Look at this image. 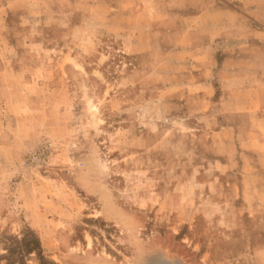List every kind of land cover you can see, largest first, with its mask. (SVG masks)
Here are the masks:
<instances>
[{"label": "rangeland", "instance_id": "374dc122", "mask_svg": "<svg viewBox=\"0 0 264 264\" xmlns=\"http://www.w3.org/2000/svg\"><path fill=\"white\" fill-rule=\"evenodd\" d=\"M155 18L148 0H0V264L26 229L56 264H264V78L236 84L242 112L198 119ZM214 43L242 58L264 34ZM224 124L231 149L208 136Z\"/></svg>", "mask_w": 264, "mask_h": 264}, {"label": "crops", "instance_id": "0c3cea01", "mask_svg": "<svg viewBox=\"0 0 264 264\" xmlns=\"http://www.w3.org/2000/svg\"><path fill=\"white\" fill-rule=\"evenodd\" d=\"M154 7L155 21L151 25L152 38H158L162 34L168 35L172 40L175 54L182 56L183 60L189 58L187 67L190 73L189 83L186 85L187 94L182 99L190 111L189 104H199L201 115L198 119L222 115H232L242 111L235 110L236 103L245 101L244 97H238L237 83L246 79L264 78V49H244L238 55L242 58H226L218 61L220 55L226 53L225 47L217 50L215 41L246 39L264 34V0H148ZM241 4L238 6V4ZM180 22L181 26L174 28L173 24ZM159 23V24H157ZM255 27V30L254 29ZM255 32V33H254ZM259 34V35H258ZM188 40H197L200 45L199 60L195 62L191 44ZM179 48V49H178ZM243 52V53H242ZM228 55H234V51H227ZM214 71V72H213ZM252 86H249L251 90ZM220 92V112L212 108L214 97ZM255 101L258 107L250 111L253 116L264 109V86L258 87ZM224 109V110H223ZM260 109V110H259ZM193 118L187 115L186 119ZM258 118H256V121ZM264 119H261L262 122ZM260 122V123H261ZM242 136L260 137L259 129L252 126L251 130H244ZM240 134V128L231 124L220 125L209 130V137L214 138L216 145H222L231 149L236 137ZM222 140L216 142L217 138ZM263 138V137H262ZM258 147L252 150H264V140L258 143ZM222 151V150H220ZM223 150L222 152H224ZM225 166H231L228 158L222 162ZM249 194L254 196L257 190Z\"/></svg>", "mask_w": 264, "mask_h": 264}, {"label": "trees", "instance_id": "16d2710c", "mask_svg": "<svg viewBox=\"0 0 264 264\" xmlns=\"http://www.w3.org/2000/svg\"><path fill=\"white\" fill-rule=\"evenodd\" d=\"M18 247L21 250L19 255L6 259V264H27V257L31 258L34 264H56L44 255L39 239L29 229L24 232Z\"/></svg>", "mask_w": 264, "mask_h": 264}]
</instances>
